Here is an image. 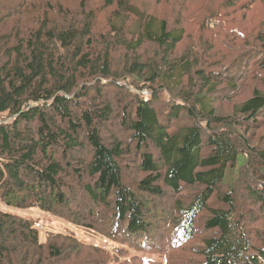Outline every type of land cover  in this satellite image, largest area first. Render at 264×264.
Returning <instances> with one entry per match:
<instances>
[{"label": "trees", "instance_id": "1", "mask_svg": "<svg viewBox=\"0 0 264 264\" xmlns=\"http://www.w3.org/2000/svg\"><path fill=\"white\" fill-rule=\"evenodd\" d=\"M21 2L0 0V199L150 257L41 243L0 210V264H264V88L249 85L264 86V0L222 1L188 32L136 0ZM233 11L262 20L247 36ZM221 33L251 47L229 60Z\"/></svg>", "mask_w": 264, "mask_h": 264}, {"label": "rangeland", "instance_id": "2", "mask_svg": "<svg viewBox=\"0 0 264 264\" xmlns=\"http://www.w3.org/2000/svg\"><path fill=\"white\" fill-rule=\"evenodd\" d=\"M21 4L25 5L28 2H38L39 0H21ZM54 3H59V1H66L70 4L75 5L78 0H52ZM222 1L225 0H136L138 6L142 7L144 10H150L151 13L156 14L160 17H163L169 21L171 24V27L179 26L180 24H184L188 30L190 31L191 28L195 27V22L200 23L201 19H203L205 16L215 13L219 14L218 10L224 9L222 7ZM226 8L225 10H227ZM247 13V12H246ZM263 13H258L256 16L255 13H252L250 15L246 14V18L242 19L241 17H237V11H233L229 18H233V20H238V25L235 27L236 29H239L241 32L243 31L247 36H249V31L261 22ZM21 16L16 17L17 19ZM15 19V20H17ZM14 19H10L7 25H14L13 21ZM219 20L212 19L209 21L210 29L215 30L217 26H219ZM185 22H189V27L186 25ZM4 30L8 26H0ZM264 27V24L262 25ZM105 27H103L104 29ZM189 28V29H188ZM7 31V30H6ZM232 31V30H231ZM0 39L6 35L5 31L0 30ZM224 32L227 33L226 28L224 29ZM208 33H206L205 36H207ZM218 41L222 44L223 48L226 51V58L229 60L234 59L235 53L238 55L241 52L246 51L249 47L244 41L241 40H233L230 37V34L228 36H223V34H217ZM255 39H257V34L254 35ZM252 37V36H251ZM250 37V39H251ZM200 40V39H198ZM197 40V41H198ZM196 41V42H197ZM193 41L192 39H186L181 46H178L177 51L178 54H182L186 49H188ZM255 42H258L256 40L249 42L252 46L256 45ZM254 44V45H253ZM198 48L206 47L208 50V53L217 61H224L222 56L218 55L219 50L217 48L212 49L208 44L199 45L196 43ZM143 52H146V49L143 50ZM246 57V56H245ZM243 57V58H245ZM228 59H226V63L231 62ZM245 60H239L238 63L241 66L243 63H245ZM245 71L246 69L243 68ZM246 78H244L245 80ZM249 85H259L262 88L264 86L261 84V82L258 81H249ZM233 103H219L217 106L219 108V111L222 115H231L232 114V107ZM245 158L243 156L240 157L239 165L243 163ZM0 210L11 212L13 214L19 215L23 218H27L34 222L35 228L39 233V239L41 243H45L48 239V235L51 233L60 234L63 236H72L75 237L78 242L88 245V246H97L102 248L103 250L107 251L111 255L114 256V259L116 260V257H118L120 260H131L133 256H140L141 258H149L150 256L145 254L142 251L127 248L128 254L126 255L124 252V255L122 253L118 254L119 251H124L125 246L123 244H118L111 240L107 235L98 232L97 230H90L83 227H77L76 225L70 223L66 219H63L61 217L55 216L50 213H44L40 212L38 210L33 209H17L13 208L6 203H4L0 199ZM23 215V216H22ZM60 245V243H59ZM118 251V252H117ZM82 256L85 259L92 258V252L91 249H82ZM117 252V253H116ZM118 255V256H117Z\"/></svg>", "mask_w": 264, "mask_h": 264}, {"label": "bare ground", "instance_id": "3", "mask_svg": "<svg viewBox=\"0 0 264 264\" xmlns=\"http://www.w3.org/2000/svg\"><path fill=\"white\" fill-rule=\"evenodd\" d=\"M23 216V215H22Z\"/></svg>", "mask_w": 264, "mask_h": 264}]
</instances>
